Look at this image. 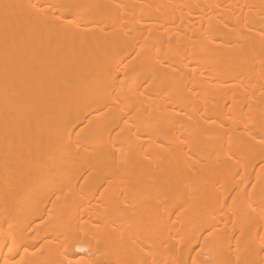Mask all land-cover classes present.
Segmentation results:
<instances>
[{"label": "bare ground", "instance_id": "1", "mask_svg": "<svg viewBox=\"0 0 264 264\" xmlns=\"http://www.w3.org/2000/svg\"><path fill=\"white\" fill-rule=\"evenodd\" d=\"M0 262L264 264V0H0Z\"/></svg>", "mask_w": 264, "mask_h": 264}, {"label": "rangeland", "instance_id": "2", "mask_svg": "<svg viewBox=\"0 0 264 264\" xmlns=\"http://www.w3.org/2000/svg\"><path fill=\"white\" fill-rule=\"evenodd\" d=\"M46 219V216H44L43 218H41L37 223H39V222H42V221H44ZM40 245H42L41 243H37V244H35L34 245V249H32L33 247H31V248H28V250L29 249H31V250H36L37 248H40L41 246ZM40 246V247H39ZM18 258H19V256H17V258H15V260H14V262L15 263H18V262H16V261H18ZM1 263V262H0ZM37 264V263H36Z\"/></svg>", "mask_w": 264, "mask_h": 264}]
</instances>
